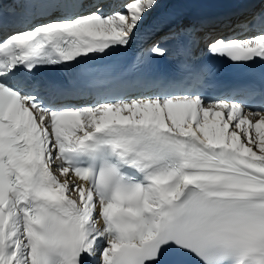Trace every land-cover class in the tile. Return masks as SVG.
Returning <instances> with one entry per match:
<instances>
[{
    "label": "snow or ice",
    "instance_id": "obj_1",
    "mask_svg": "<svg viewBox=\"0 0 264 264\" xmlns=\"http://www.w3.org/2000/svg\"><path fill=\"white\" fill-rule=\"evenodd\" d=\"M167 2L0 0V264H264V0Z\"/></svg>",
    "mask_w": 264,
    "mask_h": 264
},
{
    "label": "bare ground",
    "instance_id": "obj_2",
    "mask_svg": "<svg viewBox=\"0 0 264 264\" xmlns=\"http://www.w3.org/2000/svg\"><path fill=\"white\" fill-rule=\"evenodd\" d=\"M173 2L162 3L160 7L152 14L151 18L154 17L156 13H159L163 9V7ZM231 7L232 6L230 5L207 3L206 8L202 9L203 13L201 15L196 14L195 17L191 16L190 14L184 15L179 20L178 23L189 24V23L196 22L202 18H209V17H216V16L224 15L227 11L230 10ZM167 30H165L164 32H166ZM164 32L160 33L158 36L154 35L151 39H155V40L154 41L150 40L148 45H151L153 42L158 41L160 39V36H162ZM216 34L222 35V34H228V32L227 30L221 31L220 29H216ZM161 45H164L162 41H161Z\"/></svg>",
    "mask_w": 264,
    "mask_h": 264
},
{
    "label": "rangeland",
    "instance_id": "obj_3",
    "mask_svg": "<svg viewBox=\"0 0 264 264\" xmlns=\"http://www.w3.org/2000/svg\"><path fill=\"white\" fill-rule=\"evenodd\" d=\"M217 35H219V34H217Z\"/></svg>",
    "mask_w": 264,
    "mask_h": 264
}]
</instances>
